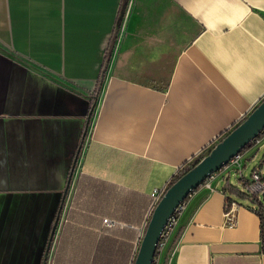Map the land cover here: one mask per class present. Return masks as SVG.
I'll use <instances>...</instances> for the list:
<instances>
[{
    "label": "crops",
    "instance_id": "crops-1",
    "mask_svg": "<svg viewBox=\"0 0 264 264\" xmlns=\"http://www.w3.org/2000/svg\"><path fill=\"white\" fill-rule=\"evenodd\" d=\"M263 99L264 0H0V264H133L152 191ZM263 147L190 195L153 264H264L230 183Z\"/></svg>",
    "mask_w": 264,
    "mask_h": 264
},
{
    "label": "water",
    "instance_id": "water-1",
    "mask_svg": "<svg viewBox=\"0 0 264 264\" xmlns=\"http://www.w3.org/2000/svg\"><path fill=\"white\" fill-rule=\"evenodd\" d=\"M264 129V99L250 114L192 169L182 175L175 183L166 189L165 193L154 207L146 230L141 239L133 264H153L158 243L168 220L185 199L202 186L214 174L222 170L240 151L255 140ZM77 156L74 159L76 163ZM72 173L69 174L67 187ZM264 201V195H262ZM57 218L52 227L44 258L46 259L56 227ZM45 264V261L44 263Z\"/></svg>",
    "mask_w": 264,
    "mask_h": 264
},
{
    "label": "built area",
    "instance_id": "built-area-1",
    "mask_svg": "<svg viewBox=\"0 0 264 264\" xmlns=\"http://www.w3.org/2000/svg\"><path fill=\"white\" fill-rule=\"evenodd\" d=\"M238 156H236L232 161L237 159ZM215 175V174H214ZM239 178L242 179L241 174H239ZM244 190H243V195L252 201H259V199L264 195V178H262L261 174L254 171L251 174V178L244 182L243 184ZM166 189H156L153 190L151 193V198L154 203V207L158 203V201L161 199L163 194L165 193ZM240 205H238L235 201H226L225 204V219H226V224L231 226L234 223L232 211L235 208H238ZM186 207V203L183 202L180 204L177 209L174 211L170 219L168 220V223L163 231L161 239L165 241V239L169 236V234L173 231L175 228L181 214L183 213L184 209Z\"/></svg>",
    "mask_w": 264,
    "mask_h": 264
},
{
    "label": "trees",
    "instance_id": "trees-1",
    "mask_svg": "<svg viewBox=\"0 0 264 264\" xmlns=\"http://www.w3.org/2000/svg\"><path fill=\"white\" fill-rule=\"evenodd\" d=\"M107 63H108V59L106 58L104 63H103V66H102V69H101V78L103 77V74L105 72V69H106V66H107ZM100 78V80H101ZM99 93V84L98 86L96 87L94 93H93V96H92V100L97 97ZM93 107H94V103L91 104L90 106V110H89V113H88V118H87V121L90 119V115H91V112L93 110ZM239 125V124H238ZM237 125V126H238ZM236 126V127H237ZM234 129V128H233ZM232 129V130H233ZM264 138V129L262 130V132L258 135V137L253 140L252 142H250L249 144H247L241 151L240 153L238 154L241 155L245 152H247L253 145H255L257 142H259L260 140H262ZM214 146H209L208 148H206V150H204V152L199 156L197 157L196 159H194L191 163L189 164H186L181 170H179V172L171 179V181L169 182L168 184V187L169 188L173 183H175L182 175H184L187 171H189L190 169H192L201 159H203L209 152L210 150L213 148ZM77 156V154H76ZM75 156V157H76ZM218 173V172H217ZM240 181L242 182V184H244V182H246L247 180L246 179H240ZM166 188V189H167ZM239 197H241L242 199L244 200H248L249 202L251 203H257L260 205V207L258 209H253L252 208V211L258 216V218L260 219V235H261V239H262V243L264 244V207L262 206V203H259V201H252L251 199L245 197L242 193H239ZM189 200V196L185 199V203H187V201ZM226 201H231L229 198L226 200ZM164 240L160 238V241L158 243V246H157V250H156V253H155V257L157 256V253H158V250L160 249L161 245L163 244Z\"/></svg>",
    "mask_w": 264,
    "mask_h": 264
},
{
    "label": "rangeland",
    "instance_id": "rangeland-1",
    "mask_svg": "<svg viewBox=\"0 0 264 264\" xmlns=\"http://www.w3.org/2000/svg\"><path fill=\"white\" fill-rule=\"evenodd\" d=\"M255 170L261 174L262 178H264V147L258 152L257 156L254 160H248L246 168L243 170V176L246 180L251 178L252 171ZM230 183L233 187L237 189L238 192L243 193L244 186L240 182L237 181V178L234 173L230 174ZM236 200L239 201L242 205H248L254 209H258L260 207L257 203H251L248 200H244L241 197H235ZM259 203H262L264 207V201L262 197L259 199Z\"/></svg>",
    "mask_w": 264,
    "mask_h": 264
}]
</instances>
